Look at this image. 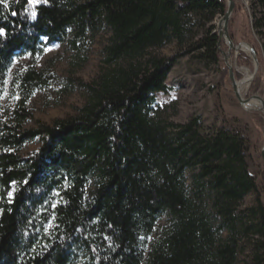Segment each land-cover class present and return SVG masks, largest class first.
<instances>
[{
    "label": "trees",
    "instance_id": "trees-1",
    "mask_svg": "<svg viewBox=\"0 0 264 264\" xmlns=\"http://www.w3.org/2000/svg\"><path fill=\"white\" fill-rule=\"evenodd\" d=\"M7 4L0 95L17 98L0 120V264H264V205L244 137L199 114L171 121L154 98L181 57L219 63L224 42L212 21L225 0ZM98 36L100 71L76 80L84 104L26 127L27 102L45 78L33 66L12 70L14 60L55 42L78 51ZM171 43L172 55L157 54ZM250 91L264 99L262 73Z\"/></svg>",
    "mask_w": 264,
    "mask_h": 264
},
{
    "label": "rangeland",
    "instance_id": "rangeland-1",
    "mask_svg": "<svg viewBox=\"0 0 264 264\" xmlns=\"http://www.w3.org/2000/svg\"><path fill=\"white\" fill-rule=\"evenodd\" d=\"M233 3L227 26L229 39L234 46L244 43L254 51L257 60L255 74L262 73L264 83V2L233 0ZM221 16L218 15L212 21L215 29ZM201 31L199 29L198 33ZM225 41L224 47H220V61L217 64L206 65L190 56L181 57L167 76L168 89L154 93L155 103L166 108L171 121L185 122L193 114H199L206 123L223 124L241 134L245 139L248 172L255 178L264 205V163L260 156L264 141V115L260 106L247 107L235 96L225 64V61L235 64L232 75L236 83L248 78L247 87L241 91L246 100L250 95H260L259 91H250L253 61L249 51L228 49ZM103 42L104 37L98 36L85 46L79 45L78 51L68 44L55 42L46 46L43 53L34 60L28 55L14 60L12 70L33 66L45 78V84L36 89L27 102L32 119L25 123L26 127H34L36 122L50 124L57 118L74 114L84 104L86 94L76 80L90 82L99 73ZM176 50V45L171 43L158 49L157 54L170 56ZM238 52L243 56L240 62L236 60ZM245 59L249 60V65L242 61ZM16 98L17 95L8 90L0 95V120L4 119ZM259 113L261 118L257 117ZM38 146L36 140L26 143L20 154L29 155ZM254 199V194L247 195L243 206L253 204Z\"/></svg>",
    "mask_w": 264,
    "mask_h": 264
},
{
    "label": "water",
    "instance_id": "water-1",
    "mask_svg": "<svg viewBox=\"0 0 264 264\" xmlns=\"http://www.w3.org/2000/svg\"><path fill=\"white\" fill-rule=\"evenodd\" d=\"M226 2V5H227V8L224 12V14L219 18L218 20V23H217V33L219 35V41H221V39L223 41L226 42L227 46H228V49L229 48H233L234 50L237 51V49H240L241 50V47L244 46V47H247V51H249L250 53V56L252 58V61H253V72L251 73V80L255 74V71L257 69V60H256V56H255V53L253 50L250 49V47L244 43H239L237 45H233L232 41L229 39V35H228V30H227V26H228V21H229V18L232 14V11H233V7H234V3H233V0H225ZM218 46H219V43H218ZM221 51V50H220ZM242 51H246V50H242ZM225 64L227 66V69H228V72H229V79H230V83H231V88H232V91L233 93L235 94V96L241 101V102H246V100L243 99V96H245L244 94H241L237 88H236V82L234 81L233 79V75H232V68L235 66V64H230L229 62L225 61ZM255 98L258 102H259V105L261 107V111L263 112V115H264V99L258 95V94H254V95H250L248 96V98ZM260 156L262 158V161L264 163V141H263V144H262V147H261V150H260Z\"/></svg>",
    "mask_w": 264,
    "mask_h": 264
},
{
    "label": "snow or ice",
    "instance_id": "snow-or-ice-1",
    "mask_svg": "<svg viewBox=\"0 0 264 264\" xmlns=\"http://www.w3.org/2000/svg\"><path fill=\"white\" fill-rule=\"evenodd\" d=\"M39 2H40V0H27V4L30 6L34 5L35 3H39ZM43 2L47 3V0H43ZM0 3H2L4 5V7H8L7 0H0ZM25 12H27V9H25ZM16 14H17L16 12L12 13L13 16H15ZM30 16H31L32 20H35L37 17V13L35 11H32L30 13ZM6 35L7 34H6L5 30L3 28H0V37H6ZM57 47H58V45H57ZM14 183L15 182H13V184ZM57 195H58V193H57ZM8 196L11 198V196H12L11 191L8 192ZM53 207H55V204L53 205Z\"/></svg>",
    "mask_w": 264,
    "mask_h": 264
},
{
    "label": "bare ground",
    "instance_id": "bare-ground-1",
    "mask_svg": "<svg viewBox=\"0 0 264 264\" xmlns=\"http://www.w3.org/2000/svg\"><path fill=\"white\" fill-rule=\"evenodd\" d=\"M242 50H247L245 47H241ZM248 84V78L246 77L243 81H240L238 83H236V88L237 90L241 93V91L247 87ZM253 98V97H252ZM244 105H246L247 107H253V106H260L259 102L254 98V99H246V102H242ZM255 108V107H254ZM248 109V108H247Z\"/></svg>",
    "mask_w": 264,
    "mask_h": 264
}]
</instances>
